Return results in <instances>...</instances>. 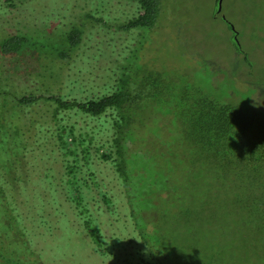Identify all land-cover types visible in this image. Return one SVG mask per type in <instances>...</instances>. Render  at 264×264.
Returning <instances> with one entry per match:
<instances>
[{
    "label": "trees",
    "instance_id": "trees-1",
    "mask_svg": "<svg viewBox=\"0 0 264 264\" xmlns=\"http://www.w3.org/2000/svg\"><path fill=\"white\" fill-rule=\"evenodd\" d=\"M17 1L0 0V264H48L34 225L48 226V218L31 210L28 219L25 208L30 198L39 212L56 213L58 190L69 206L66 217L77 216L94 247L102 245L85 194L94 192L106 208L110 198L91 176L88 145L76 150V142L89 144L91 136L75 138L71 115L106 118L110 134L94 157L108 162L120 183L144 264H264V107L249 99L256 90L264 96V84L251 83L248 101L236 104L230 94L197 86L191 75L148 69L134 48L115 63L110 90L64 96L61 67L88 32L147 31L162 15V0H129L136 14L113 24L96 15L103 0H75L79 10L68 9L67 30L58 22L49 28L61 27L67 48L31 40L36 29L8 16ZM42 145L63 155L65 173L56 184L48 175L31 176L29 152Z\"/></svg>",
    "mask_w": 264,
    "mask_h": 264
},
{
    "label": "rangeland",
    "instance_id": "rangeland-1",
    "mask_svg": "<svg viewBox=\"0 0 264 264\" xmlns=\"http://www.w3.org/2000/svg\"><path fill=\"white\" fill-rule=\"evenodd\" d=\"M74 2L20 0L8 16L18 19L25 27L36 29L30 31L31 40L43 42L44 48L60 44L57 41L62 43L59 47L64 45L67 48L61 40L60 28H63V32L69 27L67 12H71L68 9L74 6ZM77 3L81 4L82 0H77ZM161 7V17L147 31L107 32L97 28L95 32H88L83 46L73 54L72 61L67 65L64 62L61 67L63 72L58 85L65 87L61 94L78 97L83 90L86 91L84 95L88 96L92 92L93 95L95 92H107L111 89L115 63L122 62V57L129 55L134 48H137V62L146 64L148 69L191 75L197 86L205 84L218 95L230 94L236 104L248 101V86L251 83L261 81L264 84V0H222L219 13L215 12V0H162ZM100 9L96 15H102L104 21L111 24L120 23L136 14L135 3L129 0H103ZM78 10L77 6L72 8V11ZM3 12L0 10V13ZM56 22L62 26L51 30ZM232 38L238 43V53L234 50L236 42L233 43ZM40 56L42 59L45 57L43 54ZM39 61L42 63L41 59ZM43 61L44 67L51 66L49 60ZM236 62L240 63L237 67ZM210 72H213V76ZM213 83L217 84L214 88ZM249 97L252 105L264 107V96L258 90ZM160 119L159 123L164 121L163 117ZM69 122H74L77 140L79 134L91 136L89 144L76 142L75 147L79 153L83 146L88 145L94 171L91 176L100 182L110 198V206L106 208L96 204L95 199H100L94 192L85 194L90 214L100 222L102 245L98 250L94 247L82 232V224L77 216L71 219L66 217V212L70 214L69 206L64 201L62 191L58 190L59 207L56 206V213L52 208H45L41 213L37 210L38 206L31 205L30 198L27 199L25 209L30 210L27 211L28 219L33 217L31 210L48 218V226H38V220L34 222L38 252L42 250V258L48 264H144L145 254L132 229L120 183L108 162L94 157L97 144L105 142L110 134L106 118L99 123L81 115H71ZM49 134L54 136L50 130ZM29 157L33 179L48 175L56 184L57 177L65 173L60 148L42 145L31 150ZM48 183V180L40 182L43 186L39 188L41 197ZM61 186L64 189V185ZM65 226L71 231L64 230Z\"/></svg>",
    "mask_w": 264,
    "mask_h": 264
},
{
    "label": "water",
    "instance_id": "water-1",
    "mask_svg": "<svg viewBox=\"0 0 264 264\" xmlns=\"http://www.w3.org/2000/svg\"><path fill=\"white\" fill-rule=\"evenodd\" d=\"M221 2H222V0H216V12H218V13L220 12V9H221ZM230 28L233 31V27L230 26ZM236 45L238 46V43L237 42H236Z\"/></svg>",
    "mask_w": 264,
    "mask_h": 264
},
{
    "label": "flooded vegetation",
    "instance_id": "flooded-vegetation-1",
    "mask_svg": "<svg viewBox=\"0 0 264 264\" xmlns=\"http://www.w3.org/2000/svg\"><path fill=\"white\" fill-rule=\"evenodd\" d=\"M215 12H216V10H215ZM216 13H218V12H216Z\"/></svg>",
    "mask_w": 264,
    "mask_h": 264
}]
</instances>
